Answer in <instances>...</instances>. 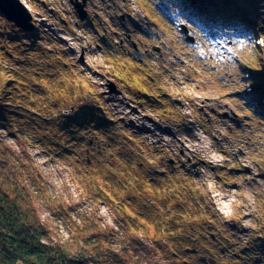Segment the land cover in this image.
I'll return each instance as SVG.
<instances>
[{"label":"rangeland","instance_id":"rangeland-1","mask_svg":"<svg viewBox=\"0 0 264 264\" xmlns=\"http://www.w3.org/2000/svg\"><path fill=\"white\" fill-rule=\"evenodd\" d=\"M23 1L34 15L35 29L24 32L0 13V47L14 54L11 62L16 68L21 67L20 59L42 61L28 80L41 89L36 96L44 95L58 107L53 118L40 123L47 128L38 132L29 128L26 140L2 129L0 138L18 162L27 202L50 230L51 241L78 245L83 235L97 233L94 239L105 233L106 239L124 243L133 264H175L182 258L177 251L171 253L177 240L166 229L175 228V217L178 223L189 222L188 214L181 215L176 204L195 195L214 212L215 235L231 253L243 254L239 262L228 264H264V105L257 101L264 89L245 94L248 83L236 65V58L245 62L252 68L249 81L264 86V77H259L264 75V45L255 44L257 37L264 38V0H190L193 9L187 10L197 20L192 24L174 13L179 12V0H87L85 22L78 19L69 0ZM113 5L118 7V17L126 16L117 18L120 22L104 23ZM160 8L176 21L190 23L188 33L199 44H186L184 34L170 25ZM94 28L105 36L104 42ZM206 30H213L215 41L205 35ZM125 33L151 43H158L155 33L167 40L163 62L159 64L149 53L142 62L118 55L116 41L121 40L117 50L129 48ZM216 40L226 48L218 49ZM196 49L206 57L198 58ZM181 61L190 67V93L172 100L174 106L162 116L165 121L127 102L126 93L121 97L101 93L107 74L117 82L115 75L125 87L150 93L152 84L145 83L142 73L147 75L156 66L170 67L180 78ZM162 70L163 83L172 94L178 87ZM36 96L31 99L36 101ZM143 113L153 120L142 119ZM77 116L84 119L79 126L74 125ZM34 119L29 122L35 127ZM155 122H162L173 134L157 130ZM40 134L44 138L39 144L35 136ZM116 181L152 210L142 236L141 230L119 219L121 210L117 212L113 202L127 193L114 189ZM150 183L160 185L165 197L158 190L155 194ZM106 190L110 196L97 192Z\"/></svg>","mask_w":264,"mask_h":264},{"label":"trees","instance_id":"trees-1","mask_svg":"<svg viewBox=\"0 0 264 264\" xmlns=\"http://www.w3.org/2000/svg\"><path fill=\"white\" fill-rule=\"evenodd\" d=\"M12 55L14 54L8 48L0 47V129L12 137L26 140L25 135L30 134L29 128H33L36 132L40 131L39 128H47L46 124L40 123L48 122L50 118H53L58 106L45 100L44 95L36 96L35 94L41 89L28 80L30 79L28 74L41 67L42 61L39 64L33 57L31 58L34 60L30 57L28 60L20 59L17 61L21 62V67L16 68L11 62ZM34 96L36 101L31 99ZM34 117L37 128L29 122V119ZM77 117L74 119V125L79 126L84 119ZM35 137L40 144L44 135ZM9 149V146L0 138V264H133L126 246H123L124 243L106 239L105 233L94 239L97 233H93V236L83 235L81 240H77L78 245L52 242L50 230L27 202L24 178L21 171H18L19 167H16L18 162ZM111 180L115 181L114 178ZM115 184V190L125 191L127 194L115 202L110 198L109 202L114 203L117 212L121 210L119 219L133 230H141L142 236L146 232L143 227L145 220L151 221L147 213L152 210L146 208L145 200L138 203L124 186L117 181ZM149 186H152L155 194L158 190V194L161 193L165 197L166 194L161 192L163 190L160 185L150 183ZM97 192L104 197L110 196L107 190ZM185 194L189 198L190 193L187 191ZM190 198L184 203H175L176 210L181 215L188 214L189 222L178 223V218L175 217L173 220L175 228L171 226L166 229L169 236L177 240L171 244L173 247L170 249L171 253L180 252L175 254L182 258L175 261V264H228L230 260L239 262L243 254L231 253L228 245L221 241L219 235H215L217 226L213 223H217L214 212L210 208V210L204 208L203 204L195 199V195ZM202 211L203 216L208 218L207 223L203 220ZM174 231L177 234H172ZM222 238L225 241L228 240L225 236ZM102 242H106V245H102ZM154 242H157L156 238ZM198 246L200 248H197Z\"/></svg>","mask_w":264,"mask_h":264},{"label":"flooded vegetation","instance_id":"flooded-vegetation-1","mask_svg":"<svg viewBox=\"0 0 264 264\" xmlns=\"http://www.w3.org/2000/svg\"><path fill=\"white\" fill-rule=\"evenodd\" d=\"M86 5H87V3H86ZM117 11H118V7L113 5L110 8V10L108 11V13L106 14V16L103 18L104 23L109 24V23H112L115 21L120 22L117 18L120 17L121 19H123L124 16H126L125 13H121L118 17ZM187 14H188V16L186 17V20H188L192 24V21H191L192 13L189 10H187ZM129 20H132V18L129 17ZM190 23L188 26H186L185 24H183V25L186 28L187 35L192 39H190V41H186L185 35L182 36L183 37L182 39L186 42V44H189V46L193 45L194 47H196V45L199 44V41L196 40V37H194L188 33V30L192 29ZM152 24H154V23L152 22ZM127 28H128L127 26L124 27L125 30H127ZM94 33H95V35H98L100 42L105 41L104 37L100 38V36H99L100 32L95 31ZM140 33H142V32H140ZM125 34H124V38L127 41L129 48L127 49L126 47H124V48H122L123 51L117 50L118 48L116 46L121 44V40L116 41L114 48L116 49L115 52H118V55H121L124 57H129V58H132L134 60H138V61L142 62L143 60H148L147 58H149V56H148V53H149L150 56H154L155 60L157 62H159V64H161L163 62V55L164 54L167 55V51L169 49L168 44L166 42L167 40L159 37L156 33H155V35L154 34L153 35L156 36V40L158 43H151V40H149L143 36H142V38L141 37L137 38V36H133L130 33H125ZM167 35L169 37H171L169 34H167ZM168 36H167V38H168ZM141 40H143V41L141 42ZM148 40L150 42H148ZM172 41H173V38H171L169 46H171ZM100 45L102 46V43H100ZM200 47L202 48V46H200ZM225 48H226V46H225ZM218 49L223 50L222 48H218ZM196 50H197L196 56L198 58L200 57L201 59H203L206 57V54H203V52H201V49H196ZM82 57L83 56H80V60H83ZM181 62L177 68V72H178V75L180 76V78L174 77V74H172V72H170V70H171L170 67H166V69H165V67L156 66L158 69L152 70L151 67L149 66L150 70H152L151 73L149 72L147 75L142 73V77H144L145 83H147L148 85L152 84L151 89H150L152 92H150V93L132 90L129 87H125V85H123L121 80H119L115 75H113V69H112L111 73L118 81L117 82L114 81L113 79L110 78V75L107 74L104 77V81L101 82L102 86H104V89L101 91V93H102V95H116L119 97H121L122 93H126L128 95V99H129V101H127V102L139 104L143 108L148 109L149 111L155 113L156 115H159L156 117L158 120L165 121V118L162 117L164 115V112L168 113L167 109L169 108V106H172L174 104V102H172V100H174L175 95L177 96L182 92V88H181L180 83H179L180 79H181V74L179 72V67L181 66ZM160 69H163L162 71L164 73L166 72L165 76L169 80L170 79L172 81L174 80L175 85L178 87V90H175V91L173 90L174 92H172V94L170 91L169 92L167 91V86L163 83V75H160V73H159ZM155 79L157 81H155ZM168 84L170 85V83H168ZM123 99H125V98H123ZM141 118L144 120H148V119L153 120V117L146 115L144 113L141 115ZM155 123H156V129L157 130L166 129L167 133L169 135H171L172 131H170L167 128H163L164 126L162 125V122H155ZM144 130H146V129L144 128ZM167 162L173 166L172 160H169Z\"/></svg>","mask_w":264,"mask_h":264},{"label":"water","instance_id":"water-1","mask_svg":"<svg viewBox=\"0 0 264 264\" xmlns=\"http://www.w3.org/2000/svg\"><path fill=\"white\" fill-rule=\"evenodd\" d=\"M69 1L74 6L79 18L84 19L87 14L85 10L87 0ZM0 13L7 21H10L24 32H31L35 29L33 15L22 0H0ZM181 31L187 33L184 26ZM187 38L192 39L190 37Z\"/></svg>","mask_w":264,"mask_h":264},{"label":"built area","instance_id":"built-area-1","mask_svg":"<svg viewBox=\"0 0 264 264\" xmlns=\"http://www.w3.org/2000/svg\"><path fill=\"white\" fill-rule=\"evenodd\" d=\"M24 2V1H23ZM193 84H194V82H193ZM191 87L189 86V84H188V81H187V83H186V90H185V93H184V95H188L190 92H189V89H190ZM197 88V87H196ZM182 97V96H181ZM187 103V102H186Z\"/></svg>","mask_w":264,"mask_h":264}]
</instances>
